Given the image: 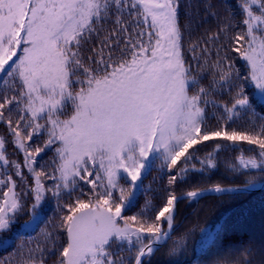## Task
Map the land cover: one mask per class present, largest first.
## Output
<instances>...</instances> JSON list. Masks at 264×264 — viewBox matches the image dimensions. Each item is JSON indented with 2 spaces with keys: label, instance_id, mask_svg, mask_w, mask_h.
I'll use <instances>...</instances> for the list:
<instances>
[{
  "label": "snow or ice",
  "instance_id": "obj_1",
  "mask_svg": "<svg viewBox=\"0 0 264 264\" xmlns=\"http://www.w3.org/2000/svg\"><path fill=\"white\" fill-rule=\"evenodd\" d=\"M204 7L205 17L189 10L182 26L181 0H0V124L11 137L0 136V234L19 223V264H46L49 256L54 264H146L171 239L180 199L264 188V115L256 111L264 106V0H237L242 30L234 34L237 13L227 0L224 16L210 2ZM207 16L222 23L188 46L186 60L184 34ZM210 141L213 151L197 157ZM9 143L22 162L9 159ZM222 149L239 150L227 168L249 174L245 183L183 197L168 192L158 210L149 199L124 214L152 191L143 184L152 166L168 170L171 187L190 172L215 169ZM193 160L199 168L189 166ZM66 196L71 202L62 204ZM51 200L67 209L62 248L45 219ZM25 237L28 245L37 240L26 251ZM214 239L201 229L197 243L203 251ZM11 244L0 237V248ZM185 248L178 238L168 255L178 258ZM250 252L212 264H250Z\"/></svg>",
  "mask_w": 264,
  "mask_h": 264
},
{
  "label": "trees",
  "instance_id": "obj_2",
  "mask_svg": "<svg viewBox=\"0 0 264 264\" xmlns=\"http://www.w3.org/2000/svg\"><path fill=\"white\" fill-rule=\"evenodd\" d=\"M210 2L214 6H218L220 15L224 16L226 13L223 11L224 0H181L180 8V23L183 26L185 22V14L187 11H191L194 15L199 11V17H205L206 10L205 3ZM232 6V10L237 13L234 17V23L237 24L236 28L231 30L232 34L236 31L242 30L239 26V21L242 18L239 15V9L237 7V0H227ZM191 4V9H189ZM216 10L209 9L208 11ZM197 17V18H199ZM222 23L221 20L207 16L206 21L192 31L191 34L185 32L184 34V50L186 60L190 59L192 53L189 52L188 46L202 37H206L209 32H215L218 25ZM111 27V25H108ZM223 43V36L220 41L216 42V45ZM201 43V47H203ZM88 47V46H86ZM211 49V57L209 64L216 59V47L213 44H209ZM199 51V49L197 50ZM236 66L242 68L243 62L237 59ZM211 78L209 73L208 79ZM207 82V80L205 81ZM250 91V90H248ZM257 113L264 115V106H257ZM257 125L261 123L259 116L254 117ZM242 122L238 121L237 124L232 127L240 126ZM216 120L213 119L209 122L210 127H215ZM0 133L9 139L8 133L3 128L0 129ZM245 149L249 146L243 145ZM9 149L12 148L11 144L7 145ZM215 148V142H206L199 146L198 151L195 153L197 157L203 158L208 152L213 151ZM239 154V150L233 151L231 149L220 150L217 156L218 166L215 169L206 171L204 173L190 172L186 179L178 181L174 186L168 187L167 169L163 170V174L158 171L155 166H152L151 170L143 178V184L145 186L151 185L152 191L141 193L136 200L135 206L126 211L125 215H132L139 211V209L145 204L146 200L157 206V210L163 204V198H166L168 192L174 191L176 194L186 192L188 190L207 187L215 184L221 185H237L246 182L248 175L233 173L227 168V164L235 160V157ZM246 155H253L254 153L245 152ZM159 161H156L158 164ZM191 166V163L189 164ZM183 167V165H181ZM198 167V164H196ZM121 183H124L121 181ZM18 185V190L21 187ZM167 189V191H166ZM0 194L3 191L0 190ZM86 198V197H85ZM67 214V209L56 210V201H49L47 206V212L45 213V219L51 220V224L48 225V230L55 231L56 235L60 237L58 247L62 248L66 243V233L59 228L60 217ZM155 213H152L154 217ZM18 221L22 222L27 219V216H18ZM218 222L216 229L214 230L215 239L212 243L206 246L205 250L196 249V238L201 228L206 225H212ZM166 224H164L165 227ZM20 225L17 223L12 227L11 232H5L0 234V237L9 238L12 240V244L8 248H0V264H19L20 255L19 252H14L17 245L21 243V240L17 238V230ZM40 227H45L41 224ZM40 228L36 229L35 233H32L33 237L37 236ZM178 238H184L186 241V248L179 254L178 258H170L168 250L173 245V241ZM42 240V237H38ZM27 247L34 246L37 240H33L31 245L27 243V237L23 241ZM250 248L251 252L247 254V258L250 264H261L264 261V190L251 193H238V194H223L218 196H206L198 198L196 200L183 199L179 200L176 206L174 229L171 234V239L166 244H163L158 251H156L151 258H145L146 264H212L214 260L224 259L231 255L232 257H239L244 253V249ZM55 257L49 256L46 260V264H54Z\"/></svg>",
  "mask_w": 264,
  "mask_h": 264
},
{
  "label": "rangeland",
  "instance_id": "obj_3",
  "mask_svg": "<svg viewBox=\"0 0 264 264\" xmlns=\"http://www.w3.org/2000/svg\"><path fill=\"white\" fill-rule=\"evenodd\" d=\"M3 128L5 129V131L7 132V128H6V126L5 125H3V124H0V129H2L3 130ZM8 133V132H7ZM0 136H3L1 133H0ZM11 139V137L9 136V140ZM11 146H12V148L11 149H9L8 147H7V152H8V154H9V159L10 160H17V161H21L22 162V160H23V156H22V154H19V153H17V152H15L14 151V148H13V145L11 144ZM52 154L49 152V153H47L44 157H43V160L44 161H47L48 159H49V157L51 156ZM191 164H198V167L197 168H199L200 167V165H199V163H197V161H195V160H193V161H191L190 162ZM26 171V170H25ZM9 172H11V169H9ZM17 184H19V186L21 185V186H23L22 184H20V182H19V180L17 179ZM237 185H240V184H237ZM211 186H213V185H211ZM224 186V185H223ZM208 187V186H207ZM3 188V186H0V189H2ZM17 188H18V185H17ZM22 188V187H21ZM203 188V187H202ZM19 189V188H18ZM17 189V191H20V190H18ZM192 190H194V189H192ZM3 191V190H2ZM189 191V190H188ZM1 192V191H0ZM187 192V191H186ZM223 195V194H222ZM2 196H3V194H0V198H2ZM207 196H218V195H207ZM204 197H206V196H204ZM202 198V197H201ZM186 199V198H185ZM181 200H183V199H181ZM31 201H29V203H30ZM54 202H55V200H54ZM69 202H71V200H70V198L69 197H64L63 198V200L61 201V203L63 204V203H69ZM49 205V202H48V204H47V206ZM56 210H57V208H56ZM176 213V212H175ZM217 225H218V222H216V223H214V224H212V225H206V226H204L203 228H201V229H208V230H211V231H213L214 232V230L216 229V227H217ZM201 229H200V231H199V233H198V236H197V238H196V243H195V245H196V249H200L201 247H200V245L197 243V241H198V239H199V236H200V232H201ZM124 255H129L128 253H124ZM131 255H133L134 256V252L131 254Z\"/></svg>",
  "mask_w": 264,
  "mask_h": 264
},
{
  "label": "water",
  "instance_id": "obj_4",
  "mask_svg": "<svg viewBox=\"0 0 264 264\" xmlns=\"http://www.w3.org/2000/svg\"><path fill=\"white\" fill-rule=\"evenodd\" d=\"M241 185V184H240ZM225 187H235V186H239V185H224ZM208 187H210V186H208ZM203 188H207V187H203ZM261 190H264V188H254V189H252V190H250V191H247V192H241V193H251V192H258V191H261ZM190 191V190H189ZM186 192H183V193H180V194H177L178 196H181V197H183L184 196V194H185ZM222 194H234V193H206V194H204V195H202L201 197H204V196H207V195H222ZM200 197V198H201ZM182 199H185V198H182ZM187 199V198H186ZM181 200V199H180ZM176 212V211H175ZM165 228H167V225L165 226Z\"/></svg>",
  "mask_w": 264,
  "mask_h": 264
}]
</instances>
